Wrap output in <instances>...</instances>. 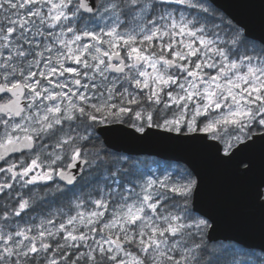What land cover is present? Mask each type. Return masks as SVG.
Listing matches in <instances>:
<instances>
[{"label":"snow or ice","instance_id":"1","mask_svg":"<svg viewBox=\"0 0 264 264\" xmlns=\"http://www.w3.org/2000/svg\"><path fill=\"white\" fill-rule=\"evenodd\" d=\"M259 7L0 0V264H264V178L258 227L207 182L264 155Z\"/></svg>","mask_w":264,"mask_h":264},{"label":"water","instance_id":"2","mask_svg":"<svg viewBox=\"0 0 264 264\" xmlns=\"http://www.w3.org/2000/svg\"><path fill=\"white\" fill-rule=\"evenodd\" d=\"M219 2L238 14L255 19L256 21L260 18L261 10L259 5L261 0H219ZM238 3L255 6L237 7ZM148 147L165 151H179L167 145L154 144ZM254 158L256 160V167L252 175L246 179L237 177L231 170L225 167H207V182L213 199L225 210L228 217L226 227H235L240 224H251L257 227L260 225L262 214L259 209L251 207L250 192L252 185L264 178V155L257 149L254 153ZM200 162L203 163L202 160ZM237 209H242V212L237 214L235 211ZM229 231L228 229L224 230L225 234H228Z\"/></svg>","mask_w":264,"mask_h":264}]
</instances>
